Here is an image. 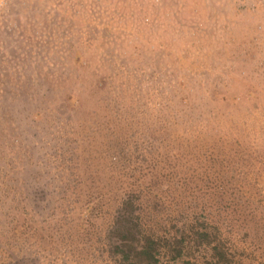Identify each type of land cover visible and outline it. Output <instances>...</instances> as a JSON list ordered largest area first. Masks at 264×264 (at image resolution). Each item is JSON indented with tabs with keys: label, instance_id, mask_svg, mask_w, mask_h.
Wrapping results in <instances>:
<instances>
[{
	"label": "rangeland",
	"instance_id": "374dc122",
	"mask_svg": "<svg viewBox=\"0 0 264 264\" xmlns=\"http://www.w3.org/2000/svg\"><path fill=\"white\" fill-rule=\"evenodd\" d=\"M130 262L264 264V0L0 6V264Z\"/></svg>",
	"mask_w": 264,
	"mask_h": 264
},
{
	"label": "trees",
	"instance_id": "16d2710c",
	"mask_svg": "<svg viewBox=\"0 0 264 264\" xmlns=\"http://www.w3.org/2000/svg\"><path fill=\"white\" fill-rule=\"evenodd\" d=\"M152 244H153L152 240L149 239V238H146L145 241H144V244L142 245V247H141V249L139 251V253L140 254H143L145 258L151 259V257H152V253H151ZM123 255L125 256V254H123ZM129 264H139V263H137V262H130Z\"/></svg>",
	"mask_w": 264,
	"mask_h": 264
},
{
	"label": "built area",
	"instance_id": "2783aa9c",
	"mask_svg": "<svg viewBox=\"0 0 264 264\" xmlns=\"http://www.w3.org/2000/svg\"><path fill=\"white\" fill-rule=\"evenodd\" d=\"M6 0H0V6L5 2Z\"/></svg>",
	"mask_w": 264,
	"mask_h": 264
}]
</instances>
